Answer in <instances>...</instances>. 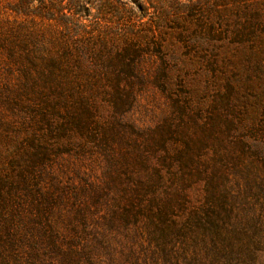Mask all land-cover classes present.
Instances as JSON below:
<instances>
[{
    "label": "rangeland",
    "instance_id": "rangeland-1",
    "mask_svg": "<svg viewBox=\"0 0 264 264\" xmlns=\"http://www.w3.org/2000/svg\"><path fill=\"white\" fill-rule=\"evenodd\" d=\"M18 3L32 13L17 15L11 8ZM77 12L73 28L86 38H129L139 42L156 68L164 56L186 65L169 86L150 84L140 91L125 120L141 129L161 128L160 137L163 135L170 148L168 161L161 167L174 182L187 181L189 209L203 201L208 180L214 179L221 191L227 188L233 213L224 225L234 238L233 256L212 258L213 245L200 227H192L194 233L184 238L169 222L162 227L171 230L169 237L151 240L144 228L148 216H139L138 221L130 217L133 223L127 224L123 206L128 201L117 190L101 200L85 195L84 187L107 182L112 169L103 155L86 153L54 158L53 179L68 191L66 202H57L52 209L62 218L59 227L65 238L59 242L61 253L39 239V257L32 256V242L17 241L11 250L10 236L5 233L0 243L7 256L0 258V264H264V187L259 183L264 167H260V152L251 150L246 141L255 142L257 137H250L251 129L245 128L253 125L255 135L260 134V70L249 66L254 61L252 54L260 58V0H0V14L33 20L48 35L53 32L47 31V26L57 24L61 14ZM225 58L233 65L239 61L245 66L209 70L210 59L226 66ZM243 69L253 76L251 83L242 75ZM237 70L241 80L232 86L229 104L239 109L230 112L223 105L224 117L233 122L221 121L215 132L209 133L211 106L220 105L219 98L227 90L225 81L234 83ZM91 147L94 152L100 150L96 143ZM153 155L158 162L160 152ZM137 173L142 177L149 174L146 168L137 169ZM224 173H228L226 180ZM53 179L45 178L43 186L52 188ZM177 214L184 218L186 213L178 210ZM111 219L115 225L109 224ZM83 246L94 259L89 262L80 257L78 263H69L66 254L70 250L83 253Z\"/></svg>",
    "mask_w": 264,
    "mask_h": 264
},
{
    "label": "trees",
    "instance_id": "trees-1",
    "mask_svg": "<svg viewBox=\"0 0 264 264\" xmlns=\"http://www.w3.org/2000/svg\"><path fill=\"white\" fill-rule=\"evenodd\" d=\"M11 10L17 15L32 13L20 3ZM78 13L61 14L57 24L47 26V31L53 32L50 35L41 31L33 20L0 14V240L7 233L11 250L15 249L13 243L17 241L20 244L32 242L33 257H39L40 253H36L37 239L47 241L52 249L61 253L59 242L65 238L59 227L62 218L52 209L57 202H66L68 191L53 179L56 176L54 158L90 153L106 158L112 167L111 178L105 183L84 187L85 195L101 200L117 190L128 201L123 206L127 224L133 223L130 217L137 220L139 216H148L144 228L151 240L168 238L171 230L162 227L169 222L184 238L194 233L192 227H200L213 245L212 258L233 256L234 238L224 225L226 217L233 213L227 188L221 191L214 179L208 180L203 201L199 207L189 209L191 198L187 181L174 182L161 167V163H167L170 151L163 135L160 137L161 128L141 129L125 120L140 91L150 84L169 86L173 76L186 65L182 66L177 58L164 56L162 65L156 68L154 62L150 64L148 58L151 57L143 53L139 42L129 38L110 40L99 35L86 38L73 28ZM250 58L254 61H250L249 66L260 70V134L255 135L253 125L247 126L246 130L251 129L250 137L257 138L255 142L246 141L251 150L260 152L262 168L264 0H260V58L256 53ZM225 60L229 64L221 66L218 60L210 59L209 70L245 66L239 61L233 65L229 59ZM238 72L234 83L230 79L225 81L227 90L219 98L222 108L227 107L226 111L239 109L229 104V92L241 80ZM243 74L251 83L253 76L245 69ZM220 105L217 102L211 106L209 133L215 132L221 121L233 122L224 117L225 109L223 113ZM92 143L98 144L100 150L94 152ZM155 151L160 152L158 162L153 155ZM117 168L121 169L118 174L114 173ZM139 168H146L148 176L138 174ZM226 175L228 173L223 174L225 180ZM45 178L53 179L52 188L43 186ZM263 180L261 174L262 187ZM76 195L79 196L78 191ZM178 210L185 211L184 218L177 214ZM67 221L68 216L63 224ZM109 224L115 225V221L111 219ZM196 239L195 236L194 241ZM82 248L83 253L70 250L66 254L69 263H78L80 257H86L89 262L94 259L89 248ZM5 256L6 248L0 243V258L6 259Z\"/></svg>",
    "mask_w": 264,
    "mask_h": 264
}]
</instances>
